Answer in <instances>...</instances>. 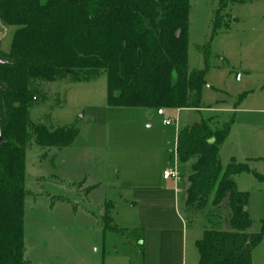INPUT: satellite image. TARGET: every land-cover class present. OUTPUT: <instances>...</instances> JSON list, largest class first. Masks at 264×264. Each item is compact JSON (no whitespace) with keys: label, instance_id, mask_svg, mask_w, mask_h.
<instances>
[{"label":"rangeland","instance_id":"obj_1","mask_svg":"<svg viewBox=\"0 0 264 264\" xmlns=\"http://www.w3.org/2000/svg\"><path fill=\"white\" fill-rule=\"evenodd\" d=\"M218 0H190L188 69L203 67ZM209 49L201 100L205 108L114 107L106 102L104 72L88 80L68 76L34 81L39 98L29 118L50 128L77 126L62 149L31 145L25 152L23 237L28 264H198L196 241L205 228L226 229L218 217L190 212L184 188L190 164L175 155L177 130L200 116L233 122L219 146L224 167L231 158L249 171L234 179L248 193V232L264 217V0L229 2L220 12ZM13 28L0 23V53ZM89 76V73H88ZM165 119L170 123L166 124ZM177 169L179 180L163 178ZM107 211L110 227L104 226ZM251 264H264V235L251 249Z\"/></svg>","mask_w":264,"mask_h":264},{"label":"trees","instance_id":"obj_2","mask_svg":"<svg viewBox=\"0 0 264 264\" xmlns=\"http://www.w3.org/2000/svg\"><path fill=\"white\" fill-rule=\"evenodd\" d=\"M243 1L218 0L209 39L200 47L203 67L189 70L190 0H0V23L13 28L8 51L0 53L6 60L0 64V264H28L23 237L26 149L59 150L79 132L77 126L50 128L30 120L29 107L39 98L34 81L88 80L100 71L106 75L110 106L201 111L220 12L229 2ZM232 122L233 114L221 122L215 115L200 116L175 137L177 161L193 160L185 209L215 215L226 227L203 230L196 241L198 264H251V249L264 235V217L258 232L247 231L248 193L238 190L234 179L250 170L248 163L231 158L223 167L219 161V146ZM254 175L264 182V176ZM101 219L110 227L107 211Z\"/></svg>","mask_w":264,"mask_h":264},{"label":"built area","instance_id":"obj_3","mask_svg":"<svg viewBox=\"0 0 264 264\" xmlns=\"http://www.w3.org/2000/svg\"><path fill=\"white\" fill-rule=\"evenodd\" d=\"M158 114H163V110L159 109L157 110ZM166 124L170 123L169 119H165L164 121ZM163 178H174L177 179L178 178V171L177 169H169V170H164L163 171Z\"/></svg>","mask_w":264,"mask_h":264},{"label":"water","instance_id":"obj_4","mask_svg":"<svg viewBox=\"0 0 264 264\" xmlns=\"http://www.w3.org/2000/svg\"><path fill=\"white\" fill-rule=\"evenodd\" d=\"M6 60L0 57V64L5 63ZM2 145V137H1V131H0V146Z\"/></svg>","mask_w":264,"mask_h":264},{"label":"crops","instance_id":"obj_5","mask_svg":"<svg viewBox=\"0 0 264 264\" xmlns=\"http://www.w3.org/2000/svg\"><path fill=\"white\" fill-rule=\"evenodd\" d=\"M171 110H174V109H171ZM179 109H176V111H178ZM181 110V109H180ZM164 111V110H163ZM159 115H163V114H159ZM164 179H166V178H164ZM177 180H179V175H178V178H177Z\"/></svg>","mask_w":264,"mask_h":264}]
</instances>
